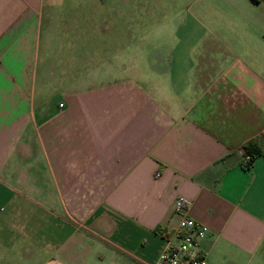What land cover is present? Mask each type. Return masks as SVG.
I'll list each match as a JSON object with an SVG mask.
<instances>
[{
	"label": "crops",
	"instance_id": "0c3cea01",
	"mask_svg": "<svg viewBox=\"0 0 264 264\" xmlns=\"http://www.w3.org/2000/svg\"><path fill=\"white\" fill-rule=\"evenodd\" d=\"M109 1L134 10L100 27L97 0H0V264H155L179 197L210 264H264V0L152 28L151 2ZM223 8L254 29L234 51L194 26Z\"/></svg>",
	"mask_w": 264,
	"mask_h": 264
},
{
	"label": "rangeland",
	"instance_id": "374dc122",
	"mask_svg": "<svg viewBox=\"0 0 264 264\" xmlns=\"http://www.w3.org/2000/svg\"><path fill=\"white\" fill-rule=\"evenodd\" d=\"M71 0H65V3L70 2ZM96 1V0H95ZM99 1V3L97 2V4L94 3V7H92L94 9V12H92L93 9H91V14L93 17V19L100 21V27L102 26V22L103 23H109L111 25V27H113V22H115L114 19L118 18V15L120 16H126L128 14H130V12H132L134 9H130V8H114L116 6H112L111 5V1L109 0H97ZM140 1V0H139ZM149 2H151V4H149V6L147 7V15L150 18V21L152 23H150L149 25L154 27L155 22H162L164 20H166L168 18V16H172L171 12L173 11L175 13V15L177 14L178 16L182 17L184 15L187 16V14H193V12L196 10V8L190 7L189 5L191 3L192 0H147ZM156 4H160V7H156ZM154 3V4H153ZM70 5V3H69ZM115 5V4H113ZM71 6V5H70ZM68 8V13L69 16H72L73 14L70 12L72 7ZM169 6V7H168ZM111 7V8H109ZM117 7H119L117 5ZM225 12V15L228 17L229 19V23L225 24V25H219V24H215V23H206L204 22L202 19L198 18L196 19V24H194V26L197 28V30L199 32H202V34H204L203 32H207V31H212L214 32V34L218 37V39H214L212 40L213 43L215 44H222L224 43V45L231 50H236L239 48V43H240V39L239 36H237L238 34L241 33H246V32H252L254 29L252 27V25L247 24L244 22V20H242V18H240L237 14L235 9L233 8H223L222 9ZM73 12V11H72ZM169 12V15H167V13ZM176 15V16H177ZM85 19L87 16H89V10L85 11ZM134 16V14H133ZM192 20V19H191ZM69 28L75 26L77 28V26L82 27L81 25H68ZM89 24L87 25L84 24L83 25V29L81 30V32H84V34H86V32H88V28H89ZM116 27L118 25H115ZM151 26V28H152ZM189 26V25H188ZM193 26V25H191ZM150 29V28H149ZM187 29L184 28L183 31H186ZM101 34V33H100ZM150 36V35H149ZM101 37V35H100ZM202 38L197 42V47H201L204 45V43L206 44V42L209 40L207 38H205L203 35L201 36ZM207 40H205V39ZM95 41V40H94ZM93 41V42H94ZM101 41V46L102 44L104 45L105 41L100 40ZM129 42H132V44H135L134 40H128ZM79 45L83 47V49H87L91 46L92 41L90 39H85V40H81L78 41ZM158 42V41H157ZM156 41L155 40H148V48H153L155 45ZM106 45V44H105ZM121 45H117V50L120 49ZM152 57L149 56V59H151ZM232 60L235 59V57H231ZM259 67L261 69L264 70V59L259 58ZM86 67V66H85ZM84 69H88L89 67H86ZM262 73V71H261ZM57 99L52 96L50 99V104L51 107H54L57 105ZM61 210V208H60ZM63 211L61 210V213ZM71 226L75 229V231L77 230V226L74 224H71Z\"/></svg>",
	"mask_w": 264,
	"mask_h": 264
},
{
	"label": "built area",
	"instance_id": "2783aa9c",
	"mask_svg": "<svg viewBox=\"0 0 264 264\" xmlns=\"http://www.w3.org/2000/svg\"><path fill=\"white\" fill-rule=\"evenodd\" d=\"M191 205V201L184 197L176 199L173 210L180 220L177 227L166 235L165 246L155 264H210L200 250L208 229L190 218Z\"/></svg>",
	"mask_w": 264,
	"mask_h": 264
},
{
	"label": "trees",
	"instance_id": "16d2710c",
	"mask_svg": "<svg viewBox=\"0 0 264 264\" xmlns=\"http://www.w3.org/2000/svg\"><path fill=\"white\" fill-rule=\"evenodd\" d=\"M244 155L247 157V162L243 166L246 170L250 169L255 158L262 154V149L256 139H251L243 145Z\"/></svg>",
	"mask_w": 264,
	"mask_h": 264
}]
</instances>
